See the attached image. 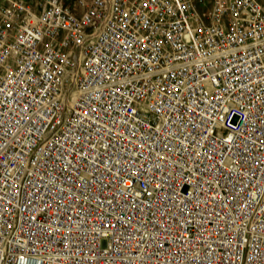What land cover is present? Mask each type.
<instances>
[{
  "label": "built area",
  "instance_id": "2783aa9c",
  "mask_svg": "<svg viewBox=\"0 0 264 264\" xmlns=\"http://www.w3.org/2000/svg\"><path fill=\"white\" fill-rule=\"evenodd\" d=\"M0 264H264V0H0Z\"/></svg>",
  "mask_w": 264,
  "mask_h": 264
}]
</instances>
